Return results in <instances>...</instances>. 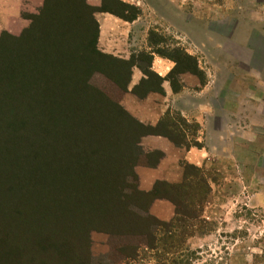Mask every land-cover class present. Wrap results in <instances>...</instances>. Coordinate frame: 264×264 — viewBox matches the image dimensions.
<instances>
[{"label":"trees","instance_id":"16d2710c","mask_svg":"<svg viewBox=\"0 0 264 264\" xmlns=\"http://www.w3.org/2000/svg\"><path fill=\"white\" fill-rule=\"evenodd\" d=\"M97 12L132 21L140 9L120 0H42L19 35L0 34V264H94L91 231L109 235L108 264L134 260L140 249L168 253L179 234L193 235L203 211L211 188L189 163L181 182L139 189L142 136L190 144L168 112L151 126L121 105L133 67L142 77L130 92L143 98L163 92L164 80L179 90L182 73L202 80L196 58L150 46L128 58L101 52ZM152 53L173 62L164 77L151 69ZM156 198L172 203L169 221L150 214Z\"/></svg>","mask_w":264,"mask_h":264},{"label":"rangeland","instance_id":"374dc122","mask_svg":"<svg viewBox=\"0 0 264 264\" xmlns=\"http://www.w3.org/2000/svg\"><path fill=\"white\" fill-rule=\"evenodd\" d=\"M138 1L135 6L143 12L129 46L118 54L136 55L150 46L179 48L194 56L212 108L210 123L222 126L221 134L228 137L210 141L211 166L205 174L215 185L193 235H188L191 230L179 234L168 253L140 249L136 259L122 264H264V0ZM86 2L99 7L101 0ZM41 5L42 0H0V34L19 35ZM149 31L159 38L149 42ZM107 43L103 33L101 44ZM97 48L104 52L98 43ZM188 76L189 91L198 92L204 83L195 75L180 74L178 83ZM95 82L99 86L102 79ZM168 113V119L187 135L186 144H191L198 124L174 107ZM144 155L142 162L156 158ZM90 240L93 263L108 264L109 235L91 231Z\"/></svg>","mask_w":264,"mask_h":264},{"label":"crops","instance_id":"0c3cea01","mask_svg":"<svg viewBox=\"0 0 264 264\" xmlns=\"http://www.w3.org/2000/svg\"><path fill=\"white\" fill-rule=\"evenodd\" d=\"M132 3L137 6L140 5L138 0ZM140 10L143 12V9ZM95 18L99 28L98 46H102L104 52L128 58L129 53L118 54V52L125 51L126 46H129V39L132 37L131 32L136 28L135 24L140 16L138 15L132 21H124L110 13L97 12ZM13 32L16 33L17 30H13ZM103 33L106 34L107 45L101 44ZM146 50L149 51L150 47H146ZM172 67V61L152 53L151 69L159 76L167 75ZM186 74L188 73H182L181 76L186 78ZM141 77L142 73L139 68L133 67L128 91L121 98V105L125 110L143 124L154 126L162 116L174 107L182 117L191 118V121L198 124L196 132L191 134V140L197 142L198 145L192 144V142L189 146L176 145L161 135L147 134L142 136L139 142L141 151L146 154H153L156 158L135 166L139 189L149 191L156 181L181 182L183 179V162L199 167L205 173V170L211 166L212 143L210 141L212 138L214 141H218L228 137L226 135L225 138L224 134H221L224 130L222 126L211 125L210 123L212 108L205 96L206 83L201 86L198 92L192 93L189 91L187 83L191 81V76H188L185 82L181 79L180 89L174 92L170 83L164 80L161 83L163 92H149L143 98H138L130 90L139 82ZM207 182L212 189L215 185L214 180L207 177ZM149 212L161 221H169L174 215V207L169 200L156 198L150 204Z\"/></svg>","mask_w":264,"mask_h":264}]
</instances>
